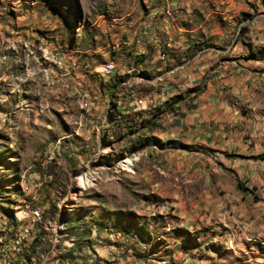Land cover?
<instances>
[{
	"label": "rangeland",
	"instance_id": "374dc122",
	"mask_svg": "<svg viewBox=\"0 0 264 264\" xmlns=\"http://www.w3.org/2000/svg\"><path fill=\"white\" fill-rule=\"evenodd\" d=\"M196 1V48L207 42L216 46L209 40L218 29L226 34L225 46L232 48L239 40L235 48L240 50L249 45V31L250 36H264V0H233L241 9L225 18L219 0ZM148 10L149 0H0V258L10 264H112L96 249L108 243L123 253L130 250L133 260L127 264H181L177 254L190 250L189 234L174 215L152 214L145 207L155 196L143 176L154 168L145 148L146 133L138 129L142 125L147 130L148 122L140 125L143 118L132 111L124 117L114 103L122 102L131 89L148 92L160 71L134 67L124 81L110 87L106 77L116 75L119 67L99 70L102 84L101 76L69 65L70 59L82 57L76 53L87 50L97 53L96 63L113 53L114 60L131 68L122 42L124 29L139 27L133 20ZM260 42L255 58L264 67ZM48 154L51 160L41 165ZM126 158L132 161L127 166ZM32 172L42 178L27 191L23 178ZM82 176L89 178L86 187L80 186ZM35 195L41 221L30 245L18 244L19 215L34 204ZM77 224L81 226L72 227ZM222 254L223 263L235 260L229 251Z\"/></svg>",
	"mask_w": 264,
	"mask_h": 264
},
{
	"label": "crops",
	"instance_id": "0c3cea01",
	"mask_svg": "<svg viewBox=\"0 0 264 264\" xmlns=\"http://www.w3.org/2000/svg\"><path fill=\"white\" fill-rule=\"evenodd\" d=\"M219 2L224 18L242 6L233 0ZM177 3L149 0V10L133 20L139 27L124 29L122 42L131 68L114 60L113 53L96 63L97 53L87 50L76 53L82 57L71 59L69 65L83 74L101 76L105 84L99 69L112 62L113 70H119L106 77L110 87L124 81L134 67L160 71L159 81L148 92L131 89L122 102H114L124 117L132 111L134 117L143 118L140 125L146 119L154 122L147 130L142 125L138 129L157 140L145 145L154 169L143 179L155 196L145 207L152 214L174 215L189 234L190 250L182 252L186 256L177 254L181 264H210V257L214 264H264V67L255 58L256 45L264 43V36H250L249 31V45L240 50L235 48L239 40L232 48L225 46L226 34L218 29L209 40L216 46L207 42L196 48L199 38L193 33L199 23L192 15L198 2L184 0L175 9ZM256 5L259 11L261 6ZM148 100L156 105L147 109ZM230 239L233 247L227 245ZM96 249L118 264L133 260L129 249L123 253L112 243ZM226 251L234 261L223 263Z\"/></svg>",
	"mask_w": 264,
	"mask_h": 264
},
{
	"label": "bare ground",
	"instance_id": "6f19581e",
	"mask_svg": "<svg viewBox=\"0 0 264 264\" xmlns=\"http://www.w3.org/2000/svg\"><path fill=\"white\" fill-rule=\"evenodd\" d=\"M55 56H57V53H56V55ZM108 65H113V63L112 62H107L106 64H104L103 66L105 67V68H103V70L101 71V72H104V71H108V72H110V71H112L113 70V67H107ZM156 104L154 103V102H152V104H148L147 105V109H150L151 107H154ZM139 109V107H137L136 108V110H138ZM111 110V109H110ZM51 160V159H50ZM123 163H124V165L125 166H127V164H131L132 163V161H131V158H126V161H123ZM41 165H43V164H41ZM40 178H42V176H40V177H38V179H40ZM88 177H84V176H82V177H80L79 178V183H80V186L81 187H86L87 186V181H88ZM36 185H38V184H34V186H36ZM26 187V186H25ZM34 190V188L33 189H27V191H33ZM32 200H33V205L32 206H27L25 209H23L22 210V215H25V214H30V213H32V212H37L38 211V222L37 221H28L27 222V229L28 230H32L33 231V229H36V227H37V224L41 221V218H42V209H41V205H39V200H38V197L35 195V196H33L32 197ZM51 223V222H50ZM56 224V223H55ZM53 224H51V226H52ZM32 231H31V235H30V237H29V243H27L26 241H25V234H24V231L22 230V228H20V231L19 232H17V233H15L17 236H19L18 238H16L17 240V243L18 244H20V243H22V242H26L27 244H29L30 245V238H31V236H32ZM70 240L72 239V241H73V238H69ZM75 241V240H74ZM66 242V241H65ZM16 243V244H17ZM74 244V243H73ZM233 244H234V241H233V239H230V240H228V242H227V245H229V246H232L233 247ZM68 246V245H67ZM0 264H10V262L6 259V258H4V257H1L0 258Z\"/></svg>",
	"mask_w": 264,
	"mask_h": 264
},
{
	"label": "built area",
	"instance_id": "2783aa9c",
	"mask_svg": "<svg viewBox=\"0 0 264 264\" xmlns=\"http://www.w3.org/2000/svg\"><path fill=\"white\" fill-rule=\"evenodd\" d=\"M55 55H56V53H55ZM69 62H71V59H70ZM107 67H113L114 68V65H108ZM103 68H105V67H101L99 70L102 71ZM131 95H134V94H131ZM138 101H140V99H137L136 107L140 106ZM146 104H152V100H148ZM50 159H51V154H48L46 156L45 160L41 162V164L46 166V163L49 162ZM32 173H33L32 176H29L30 175L29 174L28 178H23V186H26V190L27 189H33L34 188V184H38V177H40V175L36 174L35 172H32ZM28 221H37L38 222V211L37 212H32L30 214L19 215V227H21L22 230L24 231L25 241L27 243H29V237H30L31 231H32V230H28L27 229V222ZM183 256H186V255H183ZM16 262L17 261L14 260L13 264H16ZM113 262H112V264H113Z\"/></svg>",
	"mask_w": 264,
	"mask_h": 264
},
{
	"label": "trees",
	"instance_id": "16d2710c",
	"mask_svg": "<svg viewBox=\"0 0 264 264\" xmlns=\"http://www.w3.org/2000/svg\"><path fill=\"white\" fill-rule=\"evenodd\" d=\"M130 92H131V91H130ZM164 103L166 104V100L164 101ZM146 121H147L148 124H149L148 127L154 125V122H153L152 120H149V119L147 120V119H146ZM146 137H147V138H144V139H147V140H150V141H157V140L154 139L152 136H148V135H146ZM144 139H143V140H144ZM5 209H10V208H5ZM79 226H81V225H79ZM79 226H78V227H79Z\"/></svg>",
	"mask_w": 264,
	"mask_h": 264
}]
</instances>
